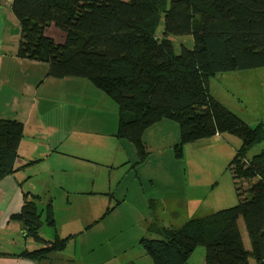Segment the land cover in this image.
Instances as JSON below:
<instances>
[{
  "label": "trees",
  "instance_id": "obj_1",
  "mask_svg": "<svg viewBox=\"0 0 264 264\" xmlns=\"http://www.w3.org/2000/svg\"><path fill=\"white\" fill-rule=\"evenodd\" d=\"M12 9L21 29L17 56L46 62L50 77L87 78L107 94L119 109L116 135L134 145L135 164L148 155L144 130L160 121L179 127L177 158L184 143L203 137L241 138L226 166L237 203L179 228L157 227L162 238L141 241L152 264H185L197 246L205 248V264H249L251 257L264 264V148L246 156L264 138V124H246L208 89L219 72L264 66V0H14ZM51 25L64 32L62 42L46 33ZM187 33L192 47L175 53L169 36ZM21 133V123L0 118V177L12 172ZM248 179L255 181L244 189ZM39 198L25 194L11 218L42 243L20 255L44 264L69 237L56 234L52 204L41 208ZM43 225L54 229L50 240L40 233Z\"/></svg>",
  "mask_w": 264,
  "mask_h": 264
},
{
  "label": "rangeland",
  "instance_id": "obj_2",
  "mask_svg": "<svg viewBox=\"0 0 264 264\" xmlns=\"http://www.w3.org/2000/svg\"><path fill=\"white\" fill-rule=\"evenodd\" d=\"M163 29L161 21L156 35L162 34ZM46 33L57 42L64 40V32L55 25ZM169 39L175 53L193 45L189 33L171 34ZM208 89L246 124L252 127L259 122L264 124V66L219 72L209 77ZM170 124L175 126V136L163 127L154 131L159 125L144 132L145 143V136L149 138L155 133L152 143L156 148L146 143L148 155L139 164H135L136 152L134 158L128 153V140L124 138H121L123 143L116 160L114 139L103 131L97 145L101 155L93 159L82 157V162L73 167L71 159L54 153L50 159L36 162L28 169V183L38 185L43 181L45 188L39 192L42 197L38 203L44 208L51 202L55 231L61 237L70 234L56 264L75 261L79 264H128L129 259L134 260L133 264H152L141 241L162 238L157 227L179 228L192 218L237 203L231 173L226 166L240 147L241 138L231 133L203 137L184 143L182 155L177 158L173 146L179 144L180 133L176 123ZM75 126L82 129L81 122L73 121L72 130ZM101 129L106 127L101 126ZM263 148L264 138L248 149L247 158ZM64 164L73 168L58 177L62 172L59 168ZM248 180L242 181L244 189L255 181ZM237 225L245 249H250L242 218ZM53 230L43 225L40 233L48 239L53 236ZM20 236L21 244L28 249L42 245L26 236L24 231ZM205 253L204 246H197L185 264H205ZM249 264L257 262L251 257Z\"/></svg>",
  "mask_w": 264,
  "mask_h": 264
},
{
  "label": "crops",
  "instance_id": "obj_3",
  "mask_svg": "<svg viewBox=\"0 0 264 264\" xmlns=\"http://www.w3.org/2000/svg\"><path fill=\"white\" fill-rule=\"evenodd\" d=\"M13 1L0 0V118L21 123L22 133L12 172L0 177V264H39L20 255L28 247L19 240L22 225L11 218L12 214L20 212L25 194L39 196L38 201H41L39 192L45 188L43 181L38 185L28 183V169L36 162L50 159L54 153H59L61 158L71 159L73 167L82 162V157L93 159L101 155L97 151V145L101 139L99 134L103 131L114 139L117 160L123 141L116 135L118 105L89 79L53 78L46 75V62L17 56L21 29L12 9ZM73 121L81 122L82 129L75 126L72 130ZM170 123L173 122H157L144 132L159 125L154 131L163 127L166 132L175 136V126ZM101 126L106 129H101ZM152 136H145V141L155 149L152 143L155 133ZM146 143L144 142L145 146ZM126 147L131 158H134V145L126 141ZM73 167L62 165L59 168L62 172L58 173V177H62ZM44 173L47 174V171ZM152 201L154 204V200ZM56 234L61 237L57 232ZM59 253L61 252L50 254L48 263L56 264L63 255ZM127 262L133 264L134 260L129 259ZM72 264L79 263L75 261Z\"/></svg>",
  "mask_w": 264,
  "mask_h": 264
}]
</instances>
